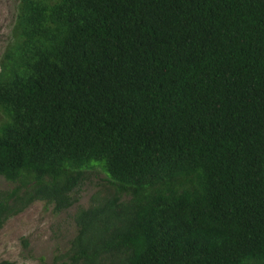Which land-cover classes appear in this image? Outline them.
<instances>
[{
	"label": "trees",
	"instance_id": "obj_1",
	"mask_svg": "<svg viewBox=\"0 0 264 264\" xmlns=\"http://www.w3.org/2000/svg\"><path fill=\"white\" fill-rule=\"evenodd\" d=\"M94 169L111 191L37 264H264V0H17L0 228Z\"/></svg>",
	"mask_w": 264,
	"mask_h": 264
},
{
	"label": "rangeland",
	"instance_id": "obj_2",
	"mask_svg": "<svg viewBox=\"0 0 264 264\" xmlns=\"http://www.w3.org/2000/svg\"><path fill=\"white\" fill-rule=\"evenodd\" d=\"M16 3L17 0H0V54L8 40ZM9 187L11 184L0 178V189ZM110 191L103 172L94 169L81 183L76 202L66 210L54 213L43 201H33L0 228V260L12 264H37L39 257L46 263L54 256L62 260L67 242L75 232V210L96 203Z\"/></svg>",
	"mask_w": 264,
	"mask_h": 264
}]
</instances>
